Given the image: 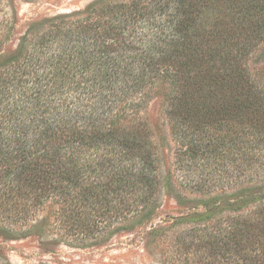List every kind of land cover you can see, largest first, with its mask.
I'll use <instances>...</instances> for the list:
<instances>
[{"label":"trees","instance_id":"1","mask_svg":"<svg viewBox=\"0 0 264 264\" xmlns=\"http://www.w3.org/2000/svg\"><path fill=\"white\" fill-rule=\"evenodd\" d=\"M1 13V237L144 228L196 264H264V0H92L22 31Z\"/></svg>","mask_w":264,"mask_h":264},{"label":"rangeland","instance_id":"2","mask_svg":"<svg viewBox=\"0 0 264 264\" xmlns=\"http://www.w3.org/2000/svg\"><path fill=\"white\" fill-rule=\"evenodd\" d=\"M92 0H12L14 10L21 22L18 31H22L28 21L43 15L67 13L84 8ZM4 13V12H3ZM1 13L0 15L2 16ZM264 63V57L262 61ZM149 121L152 125H160L161 132L166 133L168 127L163 118L158 116V100H153L148 109ZM166 162L170 163L171 153L164 151ZM163 212L152 224L164 226L165 215L174 214L175 203L166 199L162 203ZM174 209V210H173ZM162 216V217H161ZM144 228L131 233L110 234L99 245L88 247L48 245L45 252L37 250L39 242L35 238L9 240L0 236V249L12 264H196V257L180 249H169L170 238L162 237L156 246L146 247L147 238L143 237ZM50 240H46L44 244Z\"/></svg>","mask_w":264,"mask_h":264}]
</instances>
